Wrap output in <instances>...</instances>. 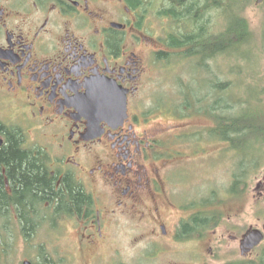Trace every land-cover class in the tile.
Listing matches in <instances>:
<instances>
[{
    "label": "flooded vegetation",
    "instance_id": "flooded-vegetation-1",
    "mask_svg": "<svg viewBox=\"0 0 264 264\" xmlns=\"http://www.w3.org/2000/svg\"><path fill=\"white\" fill-rule=\"evenodd\" d=\"M147 5L0 0V147L14 135L48 178L56 174V186L69 176L90 197L89 215L72 217L83 264L88 255L90 264H251L264 238L248 247L252 228L239 224V213L214 214L209 193L193 205L175 197L170 180L188 172L178 168L189 159L180 149L188 133L150 124L147 102L156 91L155 60L179 59L187 47L169 46L177 38L163 13L169 3ZM150 14L160 22L157 35L148 30ZM1 174L11 195L3 165ZM0 215L19 224L11 204Z\"/></svg>",
    "mask_w": 264,
    "mask_h": 264
},
{
    "label": "rangeland",
    "instance_id": "rangeland-1",
    "mask_svg": "<svg viewBox=\"0 0 264 264\" xmlns=\"http://www.w3.org/2000/svg\"><path fill=\"white\" fill-rule=\"evenodd\" d=\"M157 3L158 0H150L146 8L151 11ZM241 13L247 18L257 41L249 48L251 52H254V60L249 63L251 68H247L242 62L241 56L244 54H236L237 58L240 59L238 62L233 60V55H229L230 57L227 58L226 55L221 54L216 56V59L208 61L212 69L209 77L210 80L228 81V79H231L235 83L238 82V85H232L233 89L231 91L235 98L243 100L241 106L247 109L256 108L255 111L264 112V96H260V103L258 104L253 100L257 88L255 89L254 83L249 77L251 74H255L257 68L259 69V75L264 77V51H262V48H264V0L260 4H255L254 0H247V4L243 6ZM210 14L212 15L210 25L206 24L204 31L207 35L211 33L216 35L218 34V28L222 26L223 29L225 25L224 16L213 10ZM149 20L152 22H149ZM148 22L150 24L148 30L150 32L153 30V35H157L160 22L156 16L150 14ZM172 22L175 34L183 29L184 24L179 23V20ZM146 25L144 26V32H147ZM242 49L244 48L241 47L240 51ZM172 59L175 61H172ZM172 59L169 62H166L167 60H155L151 68V73L152 75L156 74L157 81L154 89L156 91L148 96L147 110L150 124L160 123L172 127L174 128L171 130L172 133H188L181 139L180 145L183 147L180 149L186 153L189 159L188 162H181L182 167H178L187 169L188 172L186 174L175 173L178 182L174 179L170 180V184L175 186V197L179 195L180 201L192 199L190 204L193 205L200 194H202V197L205 195L204 198H206L207 193H209V201L212 202V212L214 214L239 213L238 222L245 228L249 226L262 228V225H264V165H261L257 170L255 169L259 163L264 162V156L259 152L260 139L255 135H251L247 140L240 141L242 139V136H240L237 138L239 142L236 148L226 145L223 149L220 145L222 139L218 136L211 137L207 133L206 137L205 128L211 129L214 125L212 117L202 111H194L186 116H181L180 113L176 112L175 106L178 103L177 93L180 82H190V85H195L199 92L205 91L207 84L203 80L205 77L204 70L194 64L197 59H191L185 55L179 59L177 57ZM236 63L241 69L236 68ZM230 68H236V70H230ZM237 70H240V73ZM193 81L194 83H192ZM168 102H170L169 106L173 108L168 107ZM235 106L237 107L231 113L236 114L240 110L239 108H242L239 105ZM168 108L171 110H168ZM260 138L264 139V133ZM262 152L264 153V148ZM237 161L242 162L241 167H245L247 172L252 173L256 170V173L252 176L247 173L245 182L238 184L236 192L230 193L229 188L233 181V171L236 172L237 170ZM246 161H248V164H246ZM210 191H212V194ZM176 210L177 212H183ZM234 219H237V217ZM222 223H225V220ZM76 228L77 222L67 216H62L53 223L43 221L35 227L32 237L25 242L21 234L20 224L12 219H9L6 224V219L0 218V264H21L22 260H29L32 263L38 261L39 254L37 255V250L39 248L36 246L41 243L43 244V251H47L50 257L57 262L56 264H83L79 248L74 247L77 237V234H75ZM2 239L3 243H1ZM126 244H129L128 239H125L120 245ZM263 247L264 244L257 248L256 252L260 254ZM226 249L228 248L224 247L222 251ZM230 254L224 253V258H229ZM88 257L86 256V263L89 262L90 264L91 259ZM216 263L217 260L213 264Z\"/></svg>",
    "mask_w": 264,
    "mask_h": 264
},
{
    "label": "trees",
    "instance_id": "trees-1",
    "mask_svg": "<svg viewBox=\"0 0 264 264\" xmlns=\"http://www.w3.org/2000/svg\"><path fill=\"white\" fill-rule=\"evenodd\" d=\"M164 1L168 2L169 6L163 13L168 14L172 21L179 20V23L184 24L183 29L177 32V38H171L169 46L187 47L181 52L182 56L195 53L204 55L202 59H197L194 64L204 70L205 77L203 80L207 84V89L199 92L195 85H190V82H180L175 111L181 116H186L194 111L206 113L214 121V125L209 131L227 140L233 148L238 146V137L242 136L240 141H243L250 138L251 135H255L260 139L259 152L264 156L262 152L264 139L260 138L264 133V112L255 111L256 108L247 109L241 106L243 100L235 98L231 91L232 85H238V82L235 83L231 79L228 81L210 80L209 77L212 69L208 61L216 59V56L221 54L226 55L227 58L233 55V60L236 62L240 60L236 54H244L241 56L242 62L247 68H251L249 63L254 60V52H251L249 48L257 41L247 18L241 13L243 6L247 4V0ZM128 2L140 3L144 7V4L149 3L150 0H128ZM211 10L218 11L224 16L225 25L223 29L222 26L217 27L218 34L216 35L212 33L207 35L204 31L205 25L209 24L212 18ZM202 31L204 32L202 33ZM239 47L244 48L241 50L242 52ZM236 68L241 69L238 63H236ZM236 68H230V70H236ZM239 71L237 70L238 73H240ZM249 77L253 81L255 89L257 88L253 100L258 104L260 103V96H264V77L259 75L258 68L255 74H251ZM235 105L242 107L236 114L231 113L237 107ZM17 142V138L12 135L7 138L6 145L0 147V213L6 215L9 204L15 207L25 242L32 237L33 231H35L33 228L45 220L53 223L62 216H74L75 218L82 213L88 216L92 202L80 186L69 176H62L56 186L58 181L56 174L48 178L42 160L37 157L34 158L25 150H20ZM241 164L237 172L234 173L231 189H235L237 181L243 180V177L245 179L248 173L245 167H241ZM2 165L5 167L9 180L11 195H7L3 187ZM45 202H48V207L52 210L51 214L50 210L46 211ZM30 215H33L34 219L30 218ZM0 218L3 217L0 215ZM8 220L6 218V224ZM1 243H3V239ZM36 247L39 249L37 250ZM36 247L39 260L33 264H55L50 254L43 251L42 243ZM251 264H264V247L257 260Z\"/></svg>",
    "mask_w": 264,
    "mask_h": 264
},
{
    "label": "water",
    "instance_id": "water-1",
    "mask_svg": "<svg viewBox=\"0 0 264 264\" xmlns=\"http://www.w3.org/2000/svg\"><path fill=\"white\" fill-rule=\"evenodd\" d=\"M260 1L261 0H255L256 3H259ZM261 238H262V233L258 229H252L246 238L247 241L245 242V244L248 247L253 246L257 244ZM22 264H31V263L28 260H24Z\"/></svg>",
    "mask_w": 264,
    "mask_h": 264
},
{
    "label": "bare ground",
    "instance_id": "bare-ground-1",
    "mask_svg": "<svg viewBox=\"0 0 264 264\" xmlns=\"http://www.w3.org/2000/svg\"><path fill=\"white\" fill-rule=\"evenodd\" d=\"M226 114V113H225Z\"/></svg>",
    "mask_w": 264,
    "mask_h": 264
}]
</instances>
